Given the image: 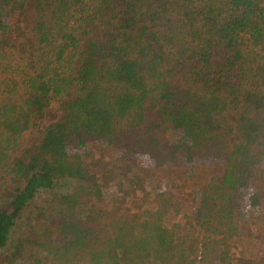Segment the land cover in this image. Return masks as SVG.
I'll return each instance as SVG.
<instances>
[{
  "label": "trees",
  "instance_id": "obj_1",
  "mask_svg": "<svg viewBox=\"0 0 264 264\" xmlns=\"http://www.w3.org/2000/svg\"><path fill=\"white\" fill-rule=\"evenodd\" d=\"M198 240L264 264V0H0V264Z\"/></svg>",
  "mask_w": 264,
  "mask_h": 264
},
{
  "label": "rangeland",
  "instance_id": "obj_2",
  "mask_svg": "<svg viewBox=\"0 0 264 264\" xmlns=\"http://www.w3.org/2000/svg\"><path fill=\"white\" fill-rule=\"evenodd\" d=\"M217 176L213 177V180H217ZM194 264H204L203 257H202V252H201V247H200V240H198L197 243V248L195 251V262Z\"/></svg>",
  "mask_w": 264,
  "mask_h": 264
}]
</instances>
